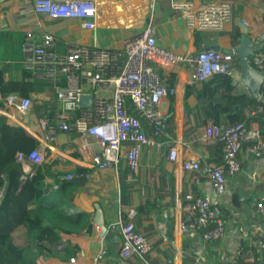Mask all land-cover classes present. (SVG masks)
Returning <instances> with one entry per match:
<instances>
[{
    "label": "crops",
    "instance_id": "obj_1",
    "mask_svg": "<svg viewBox=\"0 0 264 264\" xmlns=\"http://www.w3.org/2000/svg\"><path fill=\"white\" fill-rule=\"evenodd\" d=\"M172 1L156 0L152 8L151 0H99L97 28L87 31L80 21H51L45 16H33L28 0H0V31L25 34L30 25H34L55 33L65 43L119 49L126 37L145 28L151 19L157 29L159 45L185 56L186 60L162 72L166 83L176 88V94L163 105L167 119L171 109L174 110L172 124L159 128L147 126L144 130L155 140L175 141L187 146L193 153L202 156L207 164H222V152L218 146L222 147L224 125L218 127L210 122L200 126L184 140V130L195 126L196 92L202 89V84L194 85L190 81V60L202 42L222 52L233 50L235 47L229 35L236 27L242 35L240 23L247 27V36L251 41L263 36L264 0H230L233 5L231 22L221 31L201 32L188 28L185 17L174 16ZM175 1L193 2L194 8H197L201 3L220 0ZM62 49L63 46H60L59 50ZM187 88L193 92L187 93ZM236 91L249 93L242 83ZM261 100L264 103V97ZM48 105L51 106L47 104L46 107ZM32 108L29 114L18 118L12 116L16 109H6L5 105L4 109H0V115H7V119L10 117L11 122L22 126L36 138L40 135L36 126L38 114L32 113ZM187 109L189 117L185 113ZM188 118L190 122H187ZM247 125L250 129H259L264 137V114ZM41 151L44 162L23 165L22 171L35 172L36 168L49 164L50 172L56 177L48 178L47 182L55 189L67 181L66 175L76 172L78 167L85 168L92 175L89 180H84L86 184L83 187L75 189V208L69 207V212L91 220L93 229L76 235H64L60 245L54 248V254L51 257L41 256L38 264H93V258L103 246L108 253L100 264H264V250L257 245L258 240L264 238V217L250 206L251 199L264 197V157L255 158L243 151L239 156L241 171L227 178L226 192L218 196L206 180L202 185L195 183L198 173L184 171L179 163L169 161L167 148L159 151L145 146L142 165L132 176L128 174L124 161L119 166L118 174L90 169L89 161L97 148L75 132L59 134L53 144ZM147 163L154 165V169L147 168ZM152 176L155 178L153 181L150 180ZM123 184L127 191L124 204L121 202ZM188 193L212 201L214 210L225 223V234L221 239L206 242L199 234L181 232L183 206ZM95 204L103 208L107 228L119 216L127 218L131 208L137 214L141 213L140 224L137 225L135 221L137 230L152 245L146 263L137 257L121 256L122 241L119 235L107 232L105 237L100 236L99 228L93 223ZM14 236L16 244L20 246L27 242L23 229H19Z\"/></svg>",
    "mask_w": 264,
    "mask_h": 264
},
{
    "label": "built area",
    "instance_id": "obj_2",
    "mask_svg": "<svg viewBox=\"0 0 264 264\" xmlns=\"http://www.w3.org/2000/svg\"><path fill=\"white\" fill-rule=\"evenodd\" d=\"M28 1L33 16H45L51 21H80L87 31L97 28L99 0ZM151 1L150 7L153 8L156 0ZM172 7L174 16L185 17L188 28L199 32L221 31L233 18L230 0L201 3L197 8H194L193 2L173 0ZM25 35L22 47L24 68L31 79L51 84L54 91L32 93L27 97L11 96L5 104L6 109L14 107L16 111L12 116L23 118L30 113L33 105L42 106L54 101L58 104L56 110L52 111L47 106L36 117L40 135L36 137L39 142L37 150L28 156L32 164L44 162L42 148L53 144L59 134L75 132L97 148L89 161L92 170L118 174L119 166L124 161L128 174L132 176L142 165L145 146L159 151L167 148L169 161L179 163L184 171L198 173L195 180L197 185H202L206 180L215 194L222 196L226 192L227 178L241 171L239 156L243 151L255 158L264 157V137L259 129H250L247 125L264 114L261 103L249 104L242 112L241 121L224 126L222 164H207L202 156L183 144L158 141L147 135L145 127L165 126L167 116L164 102L176 94V88L166 83L162 72L186 60L185 56L159 45L157 29L151 19L145 28L126 37L119 49L65 43L55 33L34 25H30ZM252 44L255 51L250 55L249 63L259 72H264V35L253 38ZM60 46H63L62 50H59ZM190 62L192 84H202L218 74L241 82L235 52H222L202 42ZM8 78L6 74V80ZM88 97L91 98L90 105L84 107L82 100ZM132 109L148 124L143 125ZM16 160L22 166L27 165L23 153H18ZM146 167L154 169V165L149 163ZM34 174L30 172L29 176ZM91 177L88 171H83L70 173L65 178L89 180ZM154 179V176L150 178L151 181ZM3 193H0V199ZM250 206L264 217V197L251 199ZM136 214L137 211L131 208L127 218L119 216L108 227V232L120 236L122 257H137L146 263L152 245L136 229ZM180 229L184 234L196 233L206 242H215L224 236L225 223L214 210L211 200L188 193ZM257 245L264 250V238L258 240ZM107 253V248L103 246L93 258V264H100Z\"/></svg>",
    "mask_w": 264,
    "mask_h": 264
},
{
    "label": "trees",
    "instance_id": "obj_3",
    "mask_svg": "<svg viewBox=\"0 0 264 264\" xmlns=\"http://www.w3.org/2000/svg\"><path fill=\"white\" fill-rule=\"evenodd\" d=\"M25 36L24 33L0 31V109L5 108L11 96L27 97L32 93L54 91L51 84L31 79L30 73L24 68L22 47ZM229 36L232 46L237 47L241 37L239 28L233 29ZM6 74L9 76L8 80ZM239 84L241 82L223 74L215 75L202 83V89L196 92L195 126L184 130V140L200 126L210 122L221 127L241 121L244 108L251 103L264 105L263 100L254 99L249 93H238L236 89ZM190 91L192 89L187 88V93ZM47 104H51L52 111L57 107L56 101ZM47 108L46 104L33 106L32 113L39 115L40 111ZM132 112L140 118L143 125L148 124L134 109ZM185 113L189 117L188 109ZM173 119L174 110L171 109L165 124L171 125ZM188 121L190 122L189 118ZM38 146V140L22 126L0 115V193L4 191L0 199V264H38L41 256L51 257L54 254V248L60 245L64 235H76L93 229L91 220L81 217V214L74 215L69 212V207L75 208V189L83 187L86 181H63L55 189L47 182L48 178L56 177L50 172L49 164L36 168L33 176L24 178L22 165L16 160V155L23 153L27 158V165L32 166L28 156ZM218 150L222 152L221 145ZM75 171L74 173H81L86 169L78 167ZM125 191L123 184L122 204L126 203ZM140 216L141 213H138L134 218L137 225L140 224ZM19 229H23L27 237L23 246L15 242L14 234Z\"/></svg>",
    "mask_w": 264,
    "mask_h": 264
},
{
    "label": "water",
    "instance_id": "obj_4",
    "mask_svg": "<svg viewBox=\"0 0 264 264\" xmlns=\"http://www.w3.org/2000/svg\"><path fill=\"white\" fill-rule=\"evenodd\" d=\"M240 27L242 29V35L239 40V46L228 51V53L235 52L237 54L238 66L241 71V83L247 88L249 94L254 99L260 100L262 97V89L264 87V72H259L249 63V57L255 51V47L253 46L251 39L247 36V27L241 23ZM90 102V97L85 98L82 100V105L87 107L90 105ZM30 172L23 171L25 179L30 175ZM93 223L99 228L100 236L105 237L108 228L105 222L104 210L100 204H95Z\"/></svg>",
    "mask_w": 264,
    "mask_h": 264
},
{
    "label": "bare ground",
    "instance_id": "obj_5",
    "mask_svg": "<svg viewBox=\"0 0 264 264\" xmlns=\"http://www.w3.org/2000/svg\"><path fill=\"white\" fill-rule=\"evenodd\" d=\"M170 99H171V98H170ZM168 118H169V117H168ZM1 205H2V203H1ZM1 205H0V206H1ZM1 209H2V208H1Z\"/></svg>",
    "mask_w": 264,
    "mask_h": 264
}]
</instances>
